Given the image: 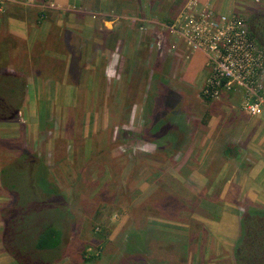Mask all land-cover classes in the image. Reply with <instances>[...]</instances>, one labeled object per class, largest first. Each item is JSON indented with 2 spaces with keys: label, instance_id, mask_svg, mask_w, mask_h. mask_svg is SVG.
<instances>
[{
  "label": "rangeland",
  "instance_id": "rangeland-1",
  "mask_svg": "<svg viewBox=\"0 0 264 264\" xmlns=\"http://www.w3.org/2000/svg\"><path fill=\"white\" fill-rule=\"evenodd\" d=\"M91 1V8L72 13L45 1L35 13L55 23L71 14L78 22L89 16L84 23L89 27L81 32L62 24L52 30L46 45L65 52L64 62L42 57L37 49L41 54L32 67L47 76H58L68 59L64 77L72 89L67 99L51 105V118L29 119L28 127L19 114L17 123L0 124V178L12 183L13 166L28 170L30 165L35 171L46 166V179L65 196L71 213L64 224L66 251L58 264H188L192 240L202 234L205 241L203 224L217 212L202 206L199 192L209 195L212 185L186 182L182 176L213 172V164L225 160L230 139L212 136L222 128L212 114L228 116L232 104L202 96L206 80L203 84L199 69H205L202 56L207 67V57L165 31L191 0ZM194 1L201 10L219 11ZM7 3L0 0L1 17L9 13ZM34 5L37 0L27 9ZM235 5L234 13L218 14L264 25V0ZM243 97L238 95L232 110L242 109ZM236 155L231 158L235 163ZM0 192L3 242L13 202L8 188ZM241 207L249 209L246 203Z\"/></svg>",
  "mask_w": 264,
  "mask_h": 264
},
{
  "label": "crops",
  "instance_id": "crops-1",
  "mask_svg": "<svg viewBox=\"0 0 264 264\" xmlns=\"http://www.w3.org/2000/svg\"><path fill=\"white\" fill-rule=\"evenodd\" d=\"M22 1L24 0H8L7 5L4 6L6 12L9 13L5 17L0 16V46L6 40H9L10 43L13 40L14 45H16V48L14 47L13 51H10L8 54L10 59L7 71L12 73L20 72L25 76L26 95L20 114L29 123V119H42L44 115L48 116L46 118L48 119L50 111L53 109L52 106L61 102L65 97L67 99L72 89V84H69L64 77L69 67L68 59L66 66H64V69L58 76H47L40 71L37 72L36 69L34 70L32 67L33 58L41 54L40 52L42 51V57L53 56L58 61V64L59 62H64L60 57H65V52L57 50L55 52L54 49L48 48V45H46L52 30H56L55 27H61L62 24L63 28L69 27L78 31L83 26L85 28L89 27V25H84V23H89V16H85V19L79 17L80 21L78 22L73 19L71 14L68 20H65V16H63L64 19H60L55 23L51 17L44 15L39 18L35 13H39V8L42 9L41 5L43 6L45 1L53 6H57V10L65 8L71 10V13L72 11L78 12L76 10H80L81 8H91L92 1L37 0V5L31 6V9H27V6L35 0H28L29 2L25 4ZM83 1H86L85 4ZM203 1L205 6L207 5V7L219 10L218 13H221L220 11L226 12V10L234 13V8L237 5H235V2L242 4L252 2V0ZM48 7L50 8V6ZM68 30L71 32L70 29ZM54 32L57 34L56 31ZM38 48L41 51L37 50ZM199 54L202 56V53ZM202 58L205 69L204 71L199 69V71L204 74L202 82L204 84L209 72L205 66V59L203 56ZM23 59L26 60L24 61L25 66L22 62ZM57 61L55 62L57 63ZM196 61L198 62V58ZM238 95L235 93L228 94L221 100L224 103L232 104H228L230 109L228 116L227 112H223L220 117L212 114V120L220 119L222 124V128L215 129L212 132V136L218 139L222 135L225 140L230 139V142L223 149L226 156L225 160L221 164L214 163V169L217 168L213 172H201L198 175L194 172L187 177L182 176L186 182L192 181L203 185H212L208 193L209 195L204 196L207 193L202 190L199 192L202 194V204H204L202 206L208 210L216 209L214 212H217L214 213L215 215L210 216L203 224L204 234H206L204 236L205 241H202V234L201 239L192 240L194 244L191 247L194 252H192V257H190L188 264H237L235 246L241 235V219L245 211V208L241 206L246 203L248 208H254L258 205V207L264 208V115L260 118H252L245 114L242 109L239 112L232 110L236 106L235 101L236 99L238 101ZM53 114L50 118L53 117ZM8 123L14 124L17 122L11 121ZM18 124H20L19 121ZM27 126L31 127L30 123ZM235 154H239L236 155L238 158L237 163L231 159ZM47 166L50 165L47 164ZM1 189L3 190L0 179ZM212 199L222 200L223 202L219 205L212 202ZM214 205H218V207ZM1 221L0 235L2 233L1 224L3 223ZM208 238L210 241H208ZM199 249L204 250L201 252ZM0 264H17L4 251V244L1 241Z\"/></svg>",
  "mask_w": 264,
  "mask_h": 264
},
{
  "label": "trees",
  "instance_id": "trees-1",
  "mask_svg": "<svg viewBox=\"0 0 264 264\" xmlns=\"http://www.w3.org/2000/svg\"><path fill=\"white\" fill-rule=\"evenodd\" d=\"M12 45L6 40L0 46V122L18 118L26 95L23 74L7 71ZM169 126L168 123L164 127L166 137ZM160 129L157 128L156 132ZM26 167L28 170H20L17 166L10 168L14 180H11L12 175L7 178L12 183L2 182L0 178L2 188L9 189L13 202L5 222L4 248L17 264H58L66 251L64 224L70 219L69 206L57 186L46 179V166L42 165L36 171L30 165ZM235 259L237 264H264L263 207H249L243 213Z\"/></svg>",
  "mask_w": 264,
  "mask_h": 264
},
{
  "label": "built area",
  "instance_id": "built-area-1",
  "mask_svg": "<svg viewBox=\"0 0 264 264\" xmlns=\"http://www.w3.org/2000/svg\"><path fill=\"white\" fill-rule=\"evenodd\" d=\"M53 6V5H51ZM167 34L189 50L207 57L210 72L202 89L208 101L243 94L241 108L250 117L264 113V50L240 15L216 14L191 0ZM176 46L171 47L174 52Z\"/></svg>",
  "mask_w": 264,
  "mask_h": 264
},
{
  "label": "flooded vegetation",
  "instance_id": "flooded-vegetation-1",
  "mask_svg": "<svg viewBox=\"0 0 264 264\" xmlns=\"http://www.w3.org/2000/svg\"><path fill=\"white\" fill-rule=\"evenodd\" d=\"M249 28L251 33L255 36L260 44H264V25L261 22L254 23L250 21Z\"/></svg>",
  "mask_w": 264,
  "mask_h": 264
}]
</instances>
